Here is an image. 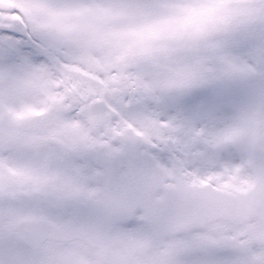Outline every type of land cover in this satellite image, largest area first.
Instances as JSON below:
<instances>
[{
  "label": "snow or ice",
  "instance_id": "snow-or-ice-1",
  "mask_svg": "<svg viewBox=\"0 0 264 264\" xmlns=\"http://www.w3.org/2000/svg\"><path fill=\"white\" fill-rule=\"evenodd\" d=\"M0 264H264V0H0Z\"/></svg>",
  "mask_w": 264,
  "mask_h": 264
}]
</instances>
